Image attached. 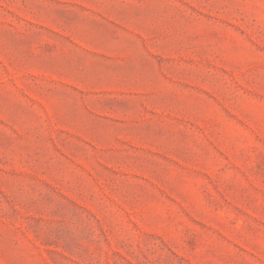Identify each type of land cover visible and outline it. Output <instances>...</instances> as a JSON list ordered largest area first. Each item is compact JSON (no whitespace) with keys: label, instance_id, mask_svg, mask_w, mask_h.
Returning a JSON list of instances; mask_svg holds the SVG:
<instances>
[{"label":"rangeland","instance_id":"374dc122","mask_svg":"<svg viewBox=\"0 0 264 264\" xmlns=\"http://www.w3.org/2000/svg\"><path fill=\"white\" fill-rule=\"evenodd\" d=\"M0 264H264V0H0Z\"/></svg>","mask_w":264,"mask_h":264}]
</instances>
